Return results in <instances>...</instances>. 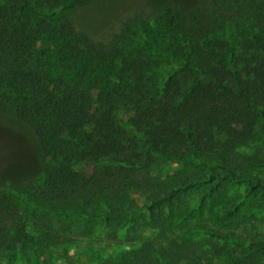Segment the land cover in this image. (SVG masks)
Returning <instances> with one entry per match:
<instances>
[{"label":"trees","instance_id":"16d2710c","mask_svg":"<svg viewBox=\"0 0 264 264\" xmlns=\"http://www.w3.org/2000/svg\"><path fill=\"white\" fill-rule=\"evenodd\" d=\"M91 1L0 0V112L29 128L43 167L29 202L107 217L145 197L153 234L103 264H264V0H172L109 41L65 13ZM84 161L89 175L73 167ZM165 161L195 180L155 175ZM227 188L224 218L242 225L187 228L191 213L177 211L191 189L204 205ZM10 216L7 253L24 231Z\"/></svg>","mask_w":264,"mask_h":264},{"label":"rangeland","instance_id":"374dc122","mask_svg":"<svg viewBox=\"0 0 264 264\" xmlns=\"http://www.w3.org/2000/svg\"><path fill=\"white\" fill-rule=\"evenodd\" d=\"M171 1L92 0L87 7L65 13L80 30L97 41H109L126 30L129 18L136 11L157 12L164 3ZM161 75L163 73L159 70L155 78H161ZM3 91L9 92L10 89L4 87ZM255 149L246 147L241 152L249 155ZM40 156L38 143L29 128L14 114L0 112V228L15 232L10 216L14 212L24 229L21 242L8 248V253L0 251V264H103L105 259L116 257L153 234L146 226L148 221L139 218V215L146 214L144 205L147 201L143 196H136L132 214L127 212L107 217L82 213L77 204L71 202H29L41 188L43 167ZM73 167L84 175H89L93 169L92 163L86 161L75 163ZM195 173L190 165L174 161H165L154 170L155 175L176 182L186 177L195 180ZM231 190L227 188L213 196L207 194L208 200L203 205L201 197L204 195L191 189L184 198V208L177 211L180 212L178 215L191 213L193 221L187 228L193 231L208 228L234 233L240 221H232L234 225L230 226L223 211L233 193ZM261 224L264 229V219ZM242 235L245 237L240 229L235 238L240 240L238 237Z\"/></svg>","mask_w":264,"mask_h":264}]
</instances>
